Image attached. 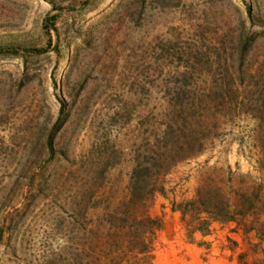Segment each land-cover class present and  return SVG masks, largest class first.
<instances>
[{
    "label": "rangeland",
    "instance_id": "obj_1",
    "mask_svg": "<svg viewBox=\"0 0 264 264\" xmlns=\"http://www.w3.org/2000/svg\"><path fill=\"white\" fill-rule=\"evenodd\" d=\"M0 48V264H133L130 170L191 137L145 204L149 264H264L254 232L174 209L205 182L264 192V0H0Z\"/></svg>",
    "mask_w": 264,
    "mask_h": 264
},
{
    "label": "trees",
    "instance_id": "obj_2",
    "mask_svg": "<svg viewBox=\"0 0 264 264\" xmlns=\"http://www.w3.org/2000/svg\"><path fill=\"white\" fill-rule=\"evenodd\" d=\"M48 19H53V16ZM49 25L51 26L50 23ZM32 50L40 52V49ZM3 52L4 50L0 48V54ZM62 111L63 106L59 110L60 115L54 129L61 121ZM202 145L203 139L199 137H191L183 144L164 143L163 151L152 154L148 165L136 162L131 168L127 183V197L120 203L118 209L112 210V229L114 230L112 244L121 246L124 252L137 256L132 259L133 264H149L150 261L151 249L148 235L158 226V222L147 214L145 204L155 191L162 190V187L156 183L157 174L165 171L170 164V152H174V148L185 150L187 147H196L199 150ZM257 146L256 167L259 171H264V140ZM174 209L179 211L180 219L191 230L205 233L212 222H233L235 230L241 227L243 233L252 231L258 240H264V221H259L257 226L254 223L260 215L264 216V192L260 182H251L244 187H233L229 184L226 189L220 184L205 182L196 187L194 197L175 204ZM248 215L251 216V221L246 222L245 217Z\"/></svg>",
    "mask_w": 264,
    "mask_h": 264
}]
</instances>
